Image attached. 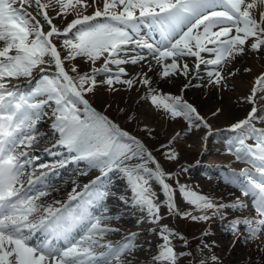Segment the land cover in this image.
Here are the masks:
<instances>
[{"label": "snow or ice", "instance_id": "snow-or-ice-1", "mask_svg": "<svg viewBox=\"0 0 264 264\" xmlns=\"http://www.w3.org/2000/svg\"><path fill=\"white\" fill-rule=\"evenodd\" d=\"M33 5L36 15L29 11ZM89 6L88 0H48V3L0 0V264H132V254L143 251L135 243L138 234L130 233L116 244L104 241L108 233L118 231L106 221L118 217L104 214L108 209L102 202L108 191L93 187L98 184L103 187L104 178L113 170L124 173L134 194V206L146 209L152 223H159L163 217L161 205L154 202L155 193L149 186L151 177L162 185L167 196L164 203L170 214L190 217L193 221L210 219L206 214L181 213L175 202L177 190L165 182V176L171 178L172 174L163 171L140 140L92 107L85 95L105 84L111 91H118L115 84L126 85L128 89L140 84L153 93L150 100L157 109L173 119L183 117L189 122V130L199 127L194 120L204 118L192 104L180 96L156 94L147 73L122 79L126 72L120 65L147 62L150 56L162 66L160 75L171 78L178 74L188 76L192 69L187 62L180 61L194 57L196 69L201 64L216 66V71L208 72L210 83L222 85L234 74L229 65L238 57L246 55L249 49L264 53V0H103L102 8L96 7L91 15L85 14ZM57 7L56 15L65 19L77 8L83 11L67 22L61 32L48 13L49 8ZM37 16L43 17L44 23ZM145 24L159 32L157 43L138 38L141 25ZM69 33L71 38H67ZM60 36L65 37L64 56L53 42ZM128 45L147 49V54L122 58L121 53ZM202 53H210L214 58L205 60ZM77 57H84L93 65L103 60V65L84 73L73 65L70 69L76 73L73 76L65 62ZM169 59L170 63H164ZM109 65H116L117 71L113 73ZM53 67L55 72L50 73ZM100 74L108 75L98 82ZM21 78L34 85L26 93L19 90V85L8 86ZM188 86L184 84L183 88ZM244 99L251 107L244 119L230 125L229 130L236 135L229 141V151L237 160L252 166L232 176L243 195L251 198L256 215L233 219L231 224L233 231L239 225L246 226L247 239L255 241L264 235V127H257V122L264 124V115H261L264 113V71L256 77L250 94ZM46 107H52V128L59 133L53 147L65 148L75 154L73 159L87 160L101 172V176L84 185L83 194L75 193V189V194H70V200L80 199L79 211H64L45 204L42 198L49 195L47 191L33 193L31 187H25V166L31 161L22 160L28 153L19 149L30 148L37 142L36 125L48 115ZM204 126L208 127L206 122ZM175 139L174 136L172 140ZM248 140L255 143H246ZM177 156L174 150L166 154L169 160ZM134 159L143 163L129 167L126 161ZM149 162L155 165L154 169L146 167ZM41 176H36V180ZM33 183L30 176L27 184ZM179 192L186 203L202 213L213 210L215 215L226 208L243 211L248 207L239 199L230 205L216 204L185 185L179 186ZM94 207L102 208L103 212L94 214ZM174 239L187 247L188 241L183 235L168 225H161L160 242L151 257L152 264H179L181 258L192 256L191 252L178 251ZM217 259L212 257L214 262Z\"/></svg>", "mask_w": 264, "mask_h": 264}, {"label": "rangeland", "instance_id": "rangeland-1", "mask_svg": "<svg viewBox=\"0 0 264 264\" xmlns=\"http://www.w3.org/2000/svg\"><path fill=\"white\" fill-rule=\"evenodd\" d=\"M41 2L48 3V0H41ZM88 3L90 6L87 8L85 14L91 15L96 7L102 8L103 0H96L95 5L92 4V0H88ZM29 11H31L33 15L37 14L35 5L29 8ZM58 11V7L56 9H48L49 16L53 17V24L61 32H63L67 22L75 18L76 14L78 12H82L83 9L77 8L73 10L72 14L67 16L66 19L57 16L56 12ZM37 18L40 19L41 23H44L43 17L37 16ZM47 30L48 28L45 26V31ZM67 38H71V33H69ZM64 39V36H60L54 38L53 40V42L57 44L58 48L60 49L62 56L66 55L65 49L62 47ZM65 65L68 67L69 71L73 65H79V67L84 65L86 67L84 71L86 72L90 71L94 67H101L103 65V60L97 61L96 64L93 65L87 61L86 58L77 57L75 60L66 61ZM113 66L114 65H109V67L112 68L113 73H115L117 70H113ZM206 66L207 68L214 67L213 65L210 66L209 64ZM49 71L50 73H54V67L50 68ZM34 75H36V73H34ZM107 75L108 74L98 75L97 81L99 82L104 80ZM202 75L204 74L202 73L201 75H196V77H194L193 80L188 83L189 86L187 88H183V90L189 91L192 89H199L200 86L206 82V77ZM121 78L125 79L124 76ZM197 79L198 81H196ZM13 83H15V85L20 84L19 88L27 92L29 91L30 87L34 86L29 85L28 80L25 78L14 80L8 86L10 87ZM115 85H118V88H125L126 86L123 84ZM104 88L107 89V91ZM108 89L109 87L106 84L98 86L94 92L91 93V95L89 94V98L91 96H97V99L99 100L98 103L96 102V104L99 107H113V115L115 113H119L120 116L123 115L125 118H127L126 116L129 114V112H132V119L134 121L139 120L140 124H144L147 128L141 129L137 125L136 130L134 127L135 124L132 127L130 122H126V125H128L127 127H132L137 132L142 131L143 137L145 136L147 139L142 141H146L149 144L152 143V145L159 143V145L164 146L161 147L159 151L154 152V155H156L157 161L165 173L172 174L169 180L174 183V188L177 190L175 194V202L178 205L180 212H191L192 215L206 214L210 217V219L207 221H193L190 217L182 218L181 216L170 214L167 210L166 204L164 203L167 200V196L162 189V185L155 177H151L148 178L149 186L151 191L155 193L153 197L154 202L158 205H161L160 215L163 217L159 223H152L146 209L141 210L138 206H134V194L128 185L127 178L124 173L119 170H113L114 172L112 171L113 173H111L114 175V177L112 179L110 177L109 178L114 181L110 184L115 185L117 179H119L120 182L115 186L110 185L108 188H106L109 195L104 200V206L105 204L107 205L108 212L104 214L112 217H118V219L106 221L109 227L118 229V231L108 233L104 237V241H111L113 244H116L117 242H123L130 233H137L138 235L136 236L135 243L138 246H142L143 251L137 250L134 252L130 257L131 262L132 264H152L151 257L157 251V246L160 242V226L168 225L169 228L174 229L176 232L183 235L188 241V245L185 247L179 239H174L173 244L177 250L184 253H192V256L186 255L185 257L181 258L179 264H201V262H203V264H264V235H261L258 240H255L257 241V244L255 245L253 240L247 239L248 232L246 226L239 225L237 230L233 231L231 221L233 219L241 218V211H234L231 208H226L220 210L215 215L213 214V210H207V212L202 213L195 209L193 205L186 203L179 192V186L185 185L188 189L208 197L214 203L225 205H230L232 202H229L227 196L223 193V184L227 185L228 187H234L237 192H239V194L242 193L238 183L234 182L235 178L232 176V173L238 174L242 168L233 166L231 163L224 164L219 163L218 161H211L217 157V154L218 156H232L235 159L233 162L248 165L244 169L252 168V166L245 161L237 160L233 152L229 151V148L231 147L229 141H231L236 135L229 130L230 125L233 123H231L228 128L220 127V129H217L213 128V126L207 122L206 123L208 127H205L204 120H194V124H198L199 127L193 126L191 127V130H189V122L183 117H177L173 119L162 109H157L151 105L150 106L155 109L156 115L152 116L148 112H145V109L149 108V106L145 105V103H148L150 100V91L148 92L150 94L147 93L145 95L144 103H141L133 99L126 98L122 91L118 92L119 96H117L114 91L111 93V90L109 91ZM154 89L156 90V94H170L172 96H180L182 97L183 101H187L181 91L180 93L175 94L165 93L158 86L154 87ZM94 99L95 98H93V100ZM187 102L190 103L189 101ZM121 109L122 111H120ZM45 111L48 113V115L44 116L39 122H37L36 125L37 142L28 149L34 150L37 153H43L42 156H39L47 159L43 163L51 164L54 161V158H58L54 157L52 153L58 154L63 148L60 146L53 147V145L57 144L59 133L55 132V130L52 128V124L54 122V117L51 115L52 107H46ZM197 112L199 113L198 109ZM108 115L112 116L110 114ZM200 116L202 115L200 114ZM173 124L178 126V130L175 132L171 128ZM257 127H259L258 124ZM148 129H151V132H147L146 130ZM197 131H204L205 133L207 132L205 139L209 143L206 144V146L203 148V151L198 153L196 159H185V150L193 148L186 145L184 140L189 138L192 133ZM177 133L180 135L177 136ZM174 136L176 139L172 140ZM169 141L172 142L169 143ZM125 142L129 141L125 140ZM215 142L222 143L225 146L222 148V150H219L216 155L213 153L214 151H211L210 149V144ZM246 143L254 144L255 141L248 140ZM194 148L196 149L197 145L194 146ZM171 150H174L176 153H178L177 158L174 160H169L166 157V154ZM139 163H143V161L134 159L126 162L129 167ZM146 167L150 169L155 168L149 166L148 164H146ZM252 170L254 171V169ZM99 172L100 170L98 168L91 167L87 160H81L80 162L78 161L76 162L72 173L67 174L56 184H54L52 189L47 191L49 195L43 197L42 199H47L49 202L58 199L61 200L68 194V192L79 188L86 180L98 174ZM145 175L147 178V174ZM240 179L243 178L241 177ZM154 181H156L158 184L157 188L153 185ZM177 181L179 183H177ZM241 197L246 199L244 195H241ZM245 203L248 204L247 201ZM138 221L140 222L138 223ZM204 233H207V235ZM213 256L218 258L217 261L214 262L212 260Z\"/></svg>", "mask_w": 264, "mask_h": 264}, {"label": "bare ground", "instance_id": "bare-ground-1", "mask_svg": "<svg viewBox=\"0 0 264 264\" xmlns=\"http://www.w3.org/2000/svg\"><path fill=\"white\" fill-rule=\"evenodd\" d=\"M157 37H160L159 32L155 33V38L152 40L153 43H156ZM133 48H137L135 45L126 46V51L121 53V57L127 56L128 58L137 56ZM205 60L214 58L210 53H202L201 54ZM169 60H165L164 63H170ZM187 62L192 69L188 76L183 74L174 75L171 78H163L160 75L162 71V66L157 64V62L152 60H147V62H140L138 64L127 63L124 65H120L123 67L126 72V78L130 79L136 77L138 73L144 72L147 73L150 79L152 80V87L158 86L165 93H180L182 92L184 98L189 101L194 107H196L199 113L204 118L203 120L213 128L220 129V127L228 128L231 123H235L238 120L244 119L250 110V105L244 99L247 97L251 89L253 87L254 81L256 77L264 71V53L254 52L252 50H248L246 55L238 57L235 61H233L229 67L232 69L233 75H229L225 82H222V85H214L210 83V78L208 76V72L216 71V66L213 68L205 67L206 64H201L199 69L195 68L197 63L194 57H186L181 59L180 63L183 64ZM149 64L151 65V71H149ZM251 69L250 72L244 71V69ZM113 70H117V66H113ZM206 77V82L200 86L199 89H192L189 91L183 90V85L188 84L193 80L196 75H201ZM198 81V79L196 80ZM191 84V83H190ZM118 91H114L117 96H119L118 92H123L124 96L128 99H133L137 102L145 101V95L149 92V90L140 84H136L132 89H128L127 86L125 88H117ZM107 91V90H106ZM145 105L149 106L148 109H145V112H148L152 116H155V109L152 108L148 103ZM109 110H112L113 107L109 106ZM220 110L217 112V110ZM216 113V115H213ZM261 115H264L262 113ZM259 127H264V124L257 122ZM172 130L175 132L178 130V126L172 125ZM206 135L204 131H197L192 133V135L184 140V143L193 149L185 150L184 157L185 159H196L198 153L203 151V148L206 146L208 141H206ZM197 145L195 149L194 146ZM211 151L216 155L219 150H221L224 145L222 143H213L210 144ZM205 152V151H204ZM235 159L232 156H218L212 159L211 161L224 163V164H233V166L239 168L247 167V164L243 163H235L233 162ZM29 177H33V171L29 170ZM83 174V173H82ZM28 177V178H29ZM89 180V179H88ZM87 180V181H88ZM85 181L84 185L90 184L91 181ZM222 190L224 194L228 196L229 199L235 198L234 191L227 186H222ZM73 192V191H72ZM241 200L240 197L236 198L237 200ZM243 201V200H242ZM249 212H242L241 217H251L248 215ZM254 244H257V241H254Z\"/></svg>", "mask_w": 264, "mask_h": 264}]
</instances>
